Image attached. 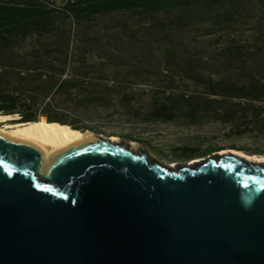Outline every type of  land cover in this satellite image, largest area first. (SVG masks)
<instances>
[{"label": "trees", "instance_id": "16d2710c", "mask_svg": "<svg viewBox=\"0 0 264 264\" xmlns=\"http://www.w3.org/2000/svg\"><path fill=\"white\" fill-rule=\"evenodd\" d=\"M99 25L106 35L89 37ZM74 26L84 51L27 49L51 33L70 37ZM0 72V114L20 115L11 123L103 134L92 122L106 114L147 133L160 124H219L227 140L264 141V0H77L59 10L0 0ZM143 133L117 137L152 146ZM221 148L176 152L190 162Z\"/></svg>", "mask_w": 264, "mask_h": 264}, {"label": "water", "instance_id": "95a60500", "mask_svg": "<svg viewBox=\"0 0 264 264\" xmlns=\"http://www.w3.org/2000/svg\"><path fill=\"white\" fill-rule=\"evenodd\" d=\"M171 168L96 134L53 160L0 135V264H264V162Z\"/></svg>", "mask_w": 264, "mask_h": 264}, {"label": "rangeland", "instance_id": "374dc122", "mask_svg": "<svg viewBox=\"0 0 264 264\" xmlns=\"http://www.w3.org/2000/svg\"><path fill=\"white\" fill-rule=\"evenodd\" d=\"M83 34V33H82ZM79 34L78 37H62L58 33H51L48 35H45L41 37L39 40H29L27 43V49L30 51H37L36 47L40 49H45L48 51H84L85 49H82V38L84 35ZM89 37H101L106 35V29L105 26L99 25L94 28H92L89 31ZM14 51H27L26 49H17ZM89 51V50H88ZM2 72H0V75ZM0 85H6V79L1 77L0 79ZM14 81V80H13ZM23 81L22 79L17 78L15 80L14 86L19 85L20 82ZM44 107L39 105L38 111L40 114L43 113ZM10 118L5 121V124H15L11 123L10 121L15 119H20V115H17V117L14 119V116H9ZM45 119L44 117H41V120ZM93 124H96V126L104 129L105 133H93L94 134H100L105 137H117L118 134L121 133H127V132H138L142 129L145 133H143L144 138L148 139L149 142L152 143V146H142L138 142H131L129 144L132 145V143L137 144V147H132L133 149H136L138 147L142 148L143 150L147 151L149 156L157 161H160L163 164L172 165L176 164L179 165V167H184L182 164L185 163H191L196 160H203L207 159L209 156H206L205 158H198L195 160H192L188 162L186 159H180V154L176 152V148L182 147L185 145L195 146L200 145L208 149L212 146H221L226 151L237 149H247V148H260L264 149V141L263 140H256L253 138H246L242 140H227L228 135V127L219 125V124H207V125H201V126H185L183 124H160L158 126H155L151 132L147 133V130H144L145 128H142V126H139L137 124H131L129 122H126L123 119L115 118L114 120H110L109 118H106V114L102 115H94L93 117ZM21 124V123H17ZM119 138V137H118ZM119 141H122L119 138ZM123 142V141H122ZM128 143V142H125ZM222 150V151H223ZM215 152L213 154H221V152ZM210 155V156H211ZM264 157V156H262Z\"/></svg>", "mask_w": 264, "mask_h": 264}, {"label": "bare ground", "instance_id": "6f19581e", "mask_svg": "<svg viewBox=\"0 0 264 264\" xmlns=\"http://www.w3.org/2000/svg\"><path fill=\"white\" fill-rule=\"evenodd\" d=\"M10 115L0 114V135L10 138L18 142H24L38 148L45 156L46 160L50 161L59 156L65 150L82 143H87L96 137V134L91 132L70 133L66 129L53 127L45 121L35 123L21 124H5ZM114 142H119L118 137H111ZM132 147H137V144L132 143ZM233 153L238 151L231 150ZM224 150L220 155H223ZM240 155L248 157L254 162H264V157L253 155L249 156L244 152ZM205 160V159H203ZM203 160H196L191 163L182 164V166L195 165L196 162L202 163ZM179 165H169L171 168H177Z\"/></svg>", "mask_w": 264, "mask_h": 264}, {"label": "built area", "instance_id": "2783aa9c", "mask_svg": "<svg viewBox=\"0 0 264 264\" xmlns=\"http://www.w3.org/2000/svg\"><path fill=\"white\" fill-rule=\"evenodd\" d=\"M39 1L43 2L49 8L56 10H59L62 7L72 6L77 2V0H39ZM74 33H75V26L72 29V34H73L71 35L72 37H74Z\"/></svg>", "mask_w": 264, "mask_h": 264}]
</instances>
